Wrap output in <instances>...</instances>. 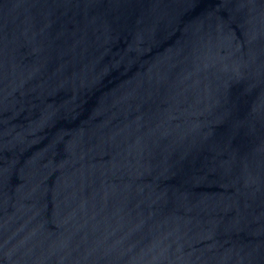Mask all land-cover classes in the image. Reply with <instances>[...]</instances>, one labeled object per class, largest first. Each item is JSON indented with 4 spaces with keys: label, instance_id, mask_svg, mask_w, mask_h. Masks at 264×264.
Segmentation results:
<instances>
[{
    "label": "water",
    "instance_id": "water-1",
    "mask_svg": "<svg viewBox=\"0 0 264 264\" xmlns=\"http://www.w3.org/2000/svg\"><path fill=\"white\" fill-rule=\"evenodd\" d=\"M0 264H264V0H0Z\"/></svg>",
    "mask_w": 264,
    "mask_h": 264
}]
</instances>
